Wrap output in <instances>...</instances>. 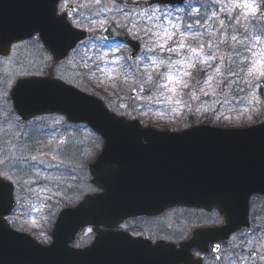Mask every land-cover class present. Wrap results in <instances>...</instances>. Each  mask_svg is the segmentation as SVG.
I'll return each mask as SVG.
<instances>
[{"label":"water","instance_id":"95a60500","mask_svg":"<svg viewBox=\"0 0 264 264\" xmlns=\"http://www.w3.org/2000/svg\"><path fill=\"white\" fill-rule=\"evenodd\" d=\"M58 2L0 0V53L12 42L38 33L54 60L65 57L85 35L56 15ZM103 34L110 40L127 41L131 56L135 55L137 42L112 23ZM10 95L14 110L24 120L57 112L69 122L86 121L102 135L104 146L90 172L92 183L103 193L86 197L76 208L61 210L52 242L43 246L5 222L14 200L11 185L4 181L10 185V195L0 206V264L184 263L192 260L189 249L200 247L195 238L177 249L163 243L152 246L99 227L113 228L123 218L155 214L172 205L215 207L225 217L226 226L194 233L214 241L246 225L250 195L264 194V125L241 129L200 125L183 131H158L142 127L138 120L119 118L95 97L52 79L19 80ZM135 197L140 198L135 201ZM86 225L94 226V243L86 250L71 249L69 243Z\"/></svg>","mask_w":264,"mask_h":264},{"label":"rangeland","instance_id":"374dc122","mask_svg":"<svg viewBox=\"0 0 264 264\" xmlns=\"http://www.w3.org/2000/svg\"><path fill=\"white\" fill-rule=\"evenodd\" d=\"M142 1V0H140ZM196 1H200V0H190L188 1L183 7L176 9L175 11L171 10H167V15L170 16L178 11H181L184 8L189 7L190 5H192L194 2ZM259 1L256 3H252L251 5L254 6L255 11L254 12H249L248 10L244 9V14L245 16L249 19L252 20L254 15L256 13H259L260 10V5H259ZM232 7V6H231ZM156 8V7H155ZM195 10V9H194ZM169 12V14H168ZM176 18V19H175ZM170 19L176 23L179 24L178 21H180L181 17L177 14H175L173 16H170ZM222 44V43H221ZM226 44L230 47L233 46V42L232 39H227L226 40ZM186 49L181 50L185 55H187ZM118 50H112L111 53L108 54H113L114 52H117ZM110 52V51H109ZM222 54H227L229 55L230 52L229 50L222 45L221 46V50H220V55ZM48 59H46V61L43 62V64H45L47 62ZM143 60V59H141ZM140 60V61H141ZM139 61V62H140ZM241 61H246V58H242ZM251 75L254 77L255 80L258 81V79L260 78V73L264 72V55L263 57H254V59L251 60ZM211 63V62H210ZM73 66L76 67L77 70V65L76 62H73ZM14 67V66H13ZM180 68V67H179ZM174 69V71H172V74L174 76L177 77V81L179 80H184L185 82H187L190 85V90L188 91L189 93V97H188V101L186 103V105L188 107H190V109L196 110V112L198 113H204L207 112L208 114L210 113H214L217 110V105L214 102V98L217 96L214 95L212 97H209L208 95H204L203 92L201 91V89L204 90V92H208L211 93V91H209V88L207 85L204 84V82H202L203 80L201 78H197L194 82L191 81V76H184L183 72L180 71V69ZM198 68H203L205 70H209L210 67H207L205 65H201L198 61L196 62V67L192 68V69H187V66H184V69L189 71L191 74L195 69ZM19 67H15L14 70H10V72L12 74H15V71H19L18 70ZM142 70L144 72L146 71H152L153 69L151 68L150 65H146L142 68ZM142 71V72H143ZM8 71V75L10 73ZM10 74V75H12ZM120 74V70H118L117 68L111 69L108 71L107 77L108 79H110L111 81L114 80V78H116L118 75ZM79 73L76 72V75H61V79L66 80V82L74 85V86H78L79 84ZM207 80V79H205ZM205 85V87L201 86V85ZM210 84H212V81L210 82ZM81 84H79L80 87ZM180 88L182 87L181 84L177 83V82H171L169 84V88ZM136 89L137 90V95L134 98H129L128 97V93L130 92V90L132 89ZM125 91L123 94L120 95V99H121V103L119 104V108L124 110V114L126 117H131L130 115L132 114L131 112L137 111V109H144L145 108V104L142 103L143 99H144V95L143 92L140 91V85H139V79L135 74V79H130L128 80L127 84H125L124 87ZM211 89L213 91V86L211 85ZM163 94L164 96H166L164 98V102H169L170 105H164L163 108H160L157 110V115L160 117V122L164 124L165 123H169V122H173L176 118H173L177 115H180L182 113V108L183 106L179 103V101L183 104V101L181 100L180 97L177 98H172L169 97L171 94V91L169 90H165L163 89ZM157 96V98L159 97V94H155ZM0 96L3 97V94L0 93ZM147 100L149 101V105H153L154 104V99L152 97H147ZM159 102H162L161 100H159ZM230 110L232 111L231 113L234 114L235 116V120L240 119L241 117V112L238 109V111L236 112L234 109V105H232L230 107ZM228 114L227 117H223L226 119H232L230 114ZM216 114V113H215ZM9 116V115H8ZM165 116V117H164ZM168 118V119H167ZM180 118V117H178ZM165 119V120H164ZM203 119V118H202ZM213 120H217V117H215ZM33 123L37 122L39 125L36 128L34 125L31 126L29 128V130L27 131H21L20 133L17 132V129H11L10 130V134L6 137L5 134H8L9 130H8V126H10L9 122H7L6 124H1L0 123V148H4V150H0V161L1 160V154H4L5 157L7 158L8 161H10L11 163L17 164L19 161V158L15 159V158H11L10 155L8 153L11 154H17L19 153L22 154L23 150L26 151V159L28 157H30L31 155H38L39 153H44L43 156L40 157V159H42L44 161L43 164H35V167H32V164L35 162H31L29 161V163H26V166L24 168L23 173L27 175V179L25 180H29L31 183L32 182H36L37 181V187H39V191H38V198L36 200L37 203L41 202L45 196H44V192L46 191V184H49L50 186L58 189V192L55 194V196L61 197L64 196V194L61 191H68L67 194V198L71 203H75L77 202L81 196L89 191L91 188L89 187L88 181L90 179L89 177V173H88V169H87V158L89 157V155L85 157L82 156V152L79 154V156L77 158H73L71 157L67 151L71 150V153L73 151V148L71 147L72 144L70 143L71 138L76 137V135L78 134V128H71L69 125H67L66 123H64L63 119L60 117H40V118H36L34 120H32ZM243 122V121H242ZM253 121H248L247 123H251ZM241 123V122H240ZM238 123V125L240 124ZM11 124L13 125H17V120L15 117H12L11 120ZM241 125V124H240ZM24 124H22V126L20 128H23ZM35 129V130H34ZM38 129H42L44 131V139L47 138L49 141L48 143H55L54 145H52V147H47L45 142L44 143H39L37 141V143L35 144H29L28 142H21L18 143L16 138L15 140L12 139L13 134H22L23 135H28V136H35V133H37ZM31 130H34L33 132ZM32 132V134H30ZM90 136H88L89 140L95 141L96 138L94 136H92L91 134H89ZM6 137V139H5ZM32 138V137H31ZM30 138V139H31ZM86 144H90V142H87ZM55 156L56 159L53 160L52 157ZM23 165V164H22ZM48 165H53L56 168L53 170L48 171V176L49 177H53L54 179H51V182H48V177H45V173L41 174L39 172V170H42V168H47ZM37 166H40L41 168H38ZM1 167V165H0ZM37 172L40 173V175H38L37 177L34 178L35 175H37ZM19 180V177H14L13 178V182L16 183V185L18 186V190H19V198H18V203H19V209L17 210L16 213H19V211H23V209L25 208V206L27 205L26 203H24L22 200H24L25 196H26V189L24 188L23 184L20 182H17ZM58 201V200H57ZM60 201L59 204L57 205V207L52 211V214H54V212L57 210V208L60 206ZM264 209V197H260V199H254L252 201V205H251V214H254V218L257 219L259 223L262 222L261 218L264 219V216H261L260 214L262 213V210ZM57 213V212H56ZM52 214L45 216L47 225L44 226L41 221H20L19 218H15V217H11L10 221L13 222V220H15V222H17V224H21V227L24 228V230L30 232L33 231L36 235L41 236L42 239H44L45 241H49V236H47V234L49 235V231L48 227L51 226V222L50 221L52 218ZM56 215V214H55ZM51 228V227H50ZM249 247L253 248L255 250L254 253H256L257 255H255V260L259 261L261 264H264V260L260 259L261 256H264V241L259 243L257 246H255L253 243H249L248 244ZM230 260H236L238 263H241V261L230 255L229 253L225 252L223 255V258H221V261H230ZM253 260V259H251ZM242 261H246V260H242Z\"/></svg>","mask_w":264,"mask_h":264},{"label":"flooded vegetation","instance_id":"af4514ba","mask_svg":"<svg viewBox=\"0 0 264 264\" xmlns=\"http://www.w3.org/2000/svg\"><path fill=\"white\" fill-rule=\"evenodd\" d=\"M72 3L76 5V8H70V4ZM150 6L155 8V5ZM112 7L113 0H61L58 4V13H66L70 23L74 27L85 29L87 32L86 41L79 43L75 49L70 51L66 59L56 61L55 68H53V60L44 49L38 34L27 40L15 42L10 47L9 55L3 59L5 64L8 65L7 70L9 72L10 70H14L15 67H19V71H15V74H12L11 71L9 74L17 76L16 80L26 76H42L49 74L54 77H60L61 75H75L76 67L73 66V62H76V65L77 63L83 64L82 62L84 58L94 51V49L95 53H99L96 44H100L103 51H112L115 48H121L120 50H123L125 55H128L129 50L126 44L119 41L108 42L102 38V29L107 24L106 23L103 27H101L99 22L102 19L107 20L108 22H114L116 26L127 30L131 38L138 40L141 45V51L138 57H143L146 51L144 47L145 41L134 37L130 27L131 21H125L124 17L115 11H101V9H111ZM116 7H128L131 12H138L140 9L149 6L146 5V0H116ZM224 23L226 24L223 28L224 36L231 39V37L235 35L238 42L233 40L232 42H236L239 46L244 45L249 39L247 31L234 30L233 27H231L232 30H228V26L239 24H249L250 26H253V43L246 46L245 55L248 58H252L253 56L259 57L261 55L259 52L261 44L259 42V46L257 47L256 35H259V41L264 38V22L255 21L249 23H238L227 21ZM143 24L144 21L142 19L138 21V27L141 29L143 28ZM216 32H219V30L217 31V27ZM143 35V31H141L140 36L143 37ZM230 50L233 52L232 49ZM46 59H48L47 62L43 64ZM134 61L136 63L138 60L134 59ZM83 70L84 68H81L78 71L82 74ZM178 210L180 211L177 214V217L171 216L169 214L170 210H167L158 216L128 219L122 222L118 226V229L124 230L134 237L140 236L148 239L152 243L164 241L179 244L180 242L190 239L192 230L197 227H214L223 224L222 217H220L214 210L205 211L202 209L184 208H179ZM86 230L88 234L85 233ZM239 233L241 232L232 235V237ZM241 237V235L238 236L239 239ZM92 239L93 233L91 231V227H87L83 231H80L75 239V242L78 243L79 246L84 247L87 246ZM230 239L228 241L224 240L209 243L207 246L208 252L206 253L193 249V257L195 259L202 257V260L193 262L188 261L179 264H260L259 261H248L245 263H238L237 261L232 260L221 261L220 258L214 256L212 253L213 247L217 245L219 251L223 252ZM231 251H234V249H231Z\"/></svg>","mask_w":264,"mask_h":264},{"label":"snow or ice","instance_id":"6c2138e0","mask_svg":"<svg viewBox=\"0 0 264 264\" xmlns=\"http://www.w3.org/2000/svg\"><path fill=\"white\" fill-rule=\"evenodd\" d=\"M148 0H146V3ZM237 7H242L249 12H254L255 8L253 5L248 3H243L237 5ZM101 11H115L122 15L125 21H131L130 27L132 30V34L137 39H143L145 41L144 47L146 49L144 56L137 57V60H146L148 64L151 66L155 72L146 71L141 73L139 71H135L136 76L139 79L140 91H150L152 88L157 89H165L169 91L175 92V88H169V84L171 82H177L182 85L184 88H188L189 84L184 80L177 81V77L172 74V70L175 69L178 65L180 67V71L183 72L184 76H190L191 73L184 69V66H187V69H192L196 67V62L198 61L201 65H205L207 67H211V61L217 60L216 51H218V44L224 43V33L223 28L225 27L224 20H220L221 26V39L218 41H213V39H208L206 42L208 49H216L211 54H205V42L203 41V33H197L192 31H185L181 28V26L168 18L167 14L160 13L158 9L152 8L149 4V7L140 9L138 12H131L128 7H116V0H113V7L111 9H101ZM213 17L216 16V13L212 14ZM143 20V28L138 27V21ZM107 20H100L99 25L103 27ZM197 24H206L207 21L201 22L197 21ZM187 29H192L193 24H188L185 26ZM143 31V37L140 36V32ZM207 35L212 36V33H207ZM185 37H191L192 39H197L198 37L201 39L198 47H193L186 42ZM55 39V38H54ZM233 41H237V37L233 35L231 37ZM238 42V41H237ZM187 49V55H185L181 50ZM75 51V50H74ZM166 54V55H162ZM105 54H100L96 57V60L102 61L105 57ZM175 57V58H174ZM88 60L92 58L87 57ZM119 57H117V60ZM220 61L223 62V57H220ZM53 68L56 67V61H52ZM93 66L96 65V61H92ZM85 68L89 67L88 63L84 64ZM130 68H133V65H129ZM164 71H161V69ZM100 71H104L100 69ZM215 73L217 75H223L221 72L220 65H216ZM227 74L229 76L235 75L231 68L227 69ZM213 80L212 76H209L207 80L204 81V84L208 86L209 91H212L210 82ZM160 81H163L162 83ZM264 84V72L260 73V81L258 87ZM204 95H208V92H204L201 89ZM163 95V92H160ZM44 153H39L38 155H31L27 159L21 157L18 161L19 163H29L35 162L32 164V167H35V164H43L44 161L40 159ZM53 160L56 159L55 156L52 157ZM4 161H0V165H3ZM37 175H40L37 172ZM48 179H54L53 177H49ZM10 180V177L7 173L0 171V206H3L6 198L10 195V185L4 183V181ZM7 193V195H5ZM251 255L255 256L256 253H252ZM260 259L264 260V256H261Z\"/></svg>","mask_w":264,"mask_h":264},{"label":"trees","instance_id":"16d2710c","mask_svg":"<svg viewBox=\"0 0 264 264\" xmlns=\"http://www.w3.org/2000/svg\"><path fill=\"white\" fill-rule=\"evenodd\" d=\"M220 11V10H219ZM123 89L124 88H119L116 92H114L113 90L107 88V90L109 92H111L112 94L111 95H114L116 97H120V95L123 93ZM155 89V88H154ZM150 90V91H145L146 94H148V96L152 97L154 99V104L151 106L149 104H147V106L145 107V111H134L133 110V115L140 118L145 124H152L158 128H166L168 126L170 127H180L182 122L181 121H177V122H170L168 125H165V124H161L160 121H159V117H157V113L156 111L160 108H163L164 105L166 104L167 105V102H164V99H163V96L162 95H159V97L157 98V96L155 94H159L161 92V90ZM186 92V91H185ZM104 92H102V95ZM175 94L176 92H171V94ZM101 94V93H100ZM187 96V92H186V95L185 97ZM105 97H108V96H105ZM159 100H161L162 102H159ZM156 110V111H155ZM202 118H205L207 121H212L213 120V117L210 116V115H207V114H203L200 119ZM196 120V116L195 114L194 115H191L189 114L188 117H187V121L188 123H193L194 121ZM218 123H220V125H223V126H227L222 120L218 119L217 120Z\"/></svg>","mask_w":264,"mask_h":264}]
</instances>
